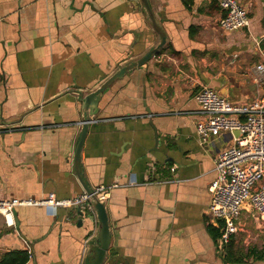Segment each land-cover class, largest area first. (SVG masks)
Here are the masks:
<instances>
[{"label":"crops","instance_id":"obj_1","mask_svg":"<svg viewBox=\"0 0 264 264\" xmlns=\"http://www.w3.org/2000/svg\"><path fill=\"white\" fill-rule=\"evenodd\" d=\"M148 1L165 43L101 94L80 152L82 180L110 186L103 264H264L218 248L207 188L232 133L202 142L194 98L203 86L234 103L264 96V0H243L249 26L233 32L214 0ZM159 40L140 0H0V199L82 194L81 99ZM77 208L17 206L11 226L0 215V259L25 250V264H83L100 225ZM239 222L231 256L257 231L252 211Z\"/></svg>","mask_w":264,"mask_h":264},{"label":"built area","instance_id":"obj_2","mask_svg":"<svg viewBox=\"0 0 264 264\" xmlns=\"http://www.w3.org/2000/svg\"><path fill=\"white\" fill-rule=\"evenodd\" d=\"M214 1L222 12L219 26L223 31L249 26V9L239 0ZM256 70L264 73V65L258 64ZM194 98L198 104L195 128L202 142L225 131L232 133L230 144L214 158L216 177L207 188L210 195L207 215L220 221L218 248L223 252L244 231L239 222L243 210L253 212L258 236L264 234V96L248 103H234L217 90L203 86ZM109 188L97 185L93 194L103 202ZM91 200L85 191L73 198H57L54 193L41 198L12 197L0 199V215L11 226L17 206L45 205L54 210L74 206L93 210Z\"/></svg>","mask_w":264,"mask_h":264},{"label":"water","instance_id":"obj_3","mask_svg":"<svg viewBox=\"0 0 264 264\" xmlns=\"http://www.w3.org/2000/svg\"><path fill=\"white\" fill-rule=\"evenodd\" d=\"M140 1L148 13V17L151 21V26L159 35V39H160L159 43L155 47L148 50L143 56H141L137 60H132L127 64H124L117 70H115L96 89L85 94L81 99V123H80L81 130H80L79 139L74 149L73 162H74V169L76 175L79 181L81 182L84 191L87 192L92 199L91 203L93 210H83L81 207H78L77 212L81 216V218L84 217L91 222H94L96 220L100 225L98 231V244L93 245L90 248L92 254H88L85 256L83 264H103L106 251L110 244L109 224H108V217L104 202H101L97 199V197L93 194V189L82 180V175H81L82 167L80 163V152L88 129L89 122H91L92 120L90 117L97 114L99 110L98 103L101 98V94L112 82L121 79L127 72L134 70L139 66L143 65L144 63H146L151 57H153L161 49V47L165 43L164 32L156 23L149 1L148 0H140ZM146 111L149 113L148 108L146 109ZM150 123L154 130L155 143H157L158 136H157L156 127L155 125L152 124V122ZM81 222L82 221L80 219L78 223L81 224Z\"/></svg>","mask_w":264,"mask_h":264},{"label":"trees","instance_id":"obj_4","mask_svg":"<svg viewBox=\"0 0 264 264\" xmlns=\"http://www.w3.org/2000/svg\"><path fill=\"white\" fill-rule=\"evenodd\" d=\"M219 230H214L213 236L217 237L219 236ZM233 241L230 242V244L226 247L224 259L229 262H242L245 259H249L250 257H258L261 260H264V244L262 248L258 249L255 247L249 248V252L243 254L244 252L242 249L236 248L235 256H231V253L233 251L232 244ZM28 261V253L25 250H11L8 252H5L1 259L0 264H25Z\"/></svg>","mask_w":264,"mask_h":264},{"label":"rangeland","instance_id":"obj_5","mask_svg":"<svg viewBox=\"0 0 264 264\" xmlns=\"http://www.w3.org/2000/svg\"><path fill=\"white\" fill-rule=\"evenodd\" d=\"M242 4H244L243 0H239ZM252 230V229H251ZM238 236V235H237ZM247 239V244L243 243V238ZM240 238V239H239ZM264 240V234H261L258 236V231L252 230L250 236L248 237L247 235L245 236L244 234H241L238 237V242L236 245H238L241 249H245L247 247H252V246H259L260 243Z\"/></svg>","mask_w":264,"mask_h":264},{"label":"flooded vegetation","instance_id":"obj_6","mask_svg":"<svg viewBox=\"0 0 264 264\" xmlns=\"http://www.w3.org/2000/svg\"><path fill=\"white\" fill-rule=\"evenodd\" d=\"M263 244H264V240L262 241V246H263Z\"/></svg>","mask_w":264,"mask_h":264}]
</instances>
